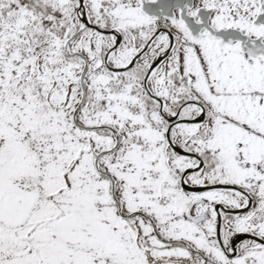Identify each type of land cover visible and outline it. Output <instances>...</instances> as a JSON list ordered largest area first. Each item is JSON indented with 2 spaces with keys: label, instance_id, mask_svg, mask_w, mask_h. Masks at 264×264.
<instances>
[{
  "label": "snow or ice",
  "instance_id": "6c2138e0",
  "mask_svg": "<svg viewBox=\"0 0 264 264\" xmlns=\"http://www.w3.org/2000/svg\"><path fill=\"white\" fill-rule=\"evenodd\" d=\"M0 264H264V0H0Z\"/></svg>",
  "mask_w": 264,
  "mask_h": 264
}]
</instances>
